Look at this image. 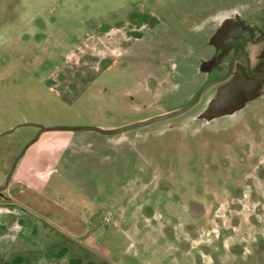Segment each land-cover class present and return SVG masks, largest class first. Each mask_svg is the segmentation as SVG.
Listing matches in <instances>:
<instances>
[{
	"label": "rangeland",
	"instance_id": "374dc122",
	"mask_svg": "<svg viewBox=\"0 0 264 264\" xmlns=\"http://www.w3.org/2000/svg\"><path fill=\"white\" fill-rule=\"evenodd\" d=\"M263 8L264 0H0V185L38 124L112 129L185 106L205 81L198 49L227 19ZM205 96L126 135L43 132L38 140L72 136L54 175L67 194L24 181L16 215L44 208L79 234L89 228L107 264H264V96L242 92L219 111ZM105 211L112 220L103 224ZM8 249L0 244V264ZM47 255L54 264L56 252Z\"/></svg>",
	"mask_w": 264,
	"mask_h": 264
},
{
	"label": "crops",
	"instance_id": "0c3cea01",
	"mask_svg": "<svg viewBox=\"0 0 264 264\" xmlns=\"http://www.w3.org/2000/svg\"><path fill=\"white\" fill-rule=\"evenodd\" d=\"M42 137L31 146V149L29 147L18 161L8 186L10 202L8 204L0 203V212L6 211V215L10 217V221H0V244L6 243L9 248L8 252L4 250L6 254L4 263L1 264H53L47 257L48 252L53 251L56 252L54 264H107L106 258L98 252L99 247L102 249L103 245L101 241L92 236L89 228L84 242L82 239L77 240L76 237L87 230L84 229L79 234L75 231L77 227L74 222L62 218L56 219L53 211L44 208L32 210L29 207L24 210L25 213L34 215L32 219L20 214L16 215L21 207L20 192H24L25 189L18 191L15 186L23 184L24 181L27 182L28 189L35 192L50 190L62 197L67 194L59 193L61 188L65 189V183L58 182V178H61L63 174H58L56 176L58 178L54 175L59 172L58 167L63 162L64 154L69 151L65 143L62 142L71 140L72 136L60 134ZM121 139L118 137L110 139V141L117 142ZM99 150L101 155L99 158H105L107 152L102 153V145H99ZM95 153L97 151L93 152V154ZM96 158V156H91L87 161L94 163L97 161ZM19 162L22 166H19ZM2 182L0 181V183ZM103 224L105 223L103 222ZM183 257L187 259H183L181 262L190 260L188 255ZM198 259L203 261L201 256ZM198 259L194 258L195 262L201 261Z\"/></svg>",
	"mask_w": 264,
	"mask_h": 264
},
{
	"label": "flooded vegetation",
	"instance_id": "af4514ba",
	"mask_svg": "<svg viewBox=\"0 0 264 264\" xmlns=\"http://www.w3.org/2000/svg\"><path fill=\"white\" fill-rule=\"evenodd\" d=\"M227 20L222 28L216 31L213 41L206 43L209 45L208 48L205 44H197L198 48L207 49L205 53H199V48L196 53V57L200 55L204 57L199 67L196 68L197 74L205 78L200 89L211 84L202 91L197 103L187 111L194 108L204 95H206L205 99L209 96V98L212 97V101H215L222 87L233 80L240 83V93L245 92L248 96L252 93L264 96V81L255 82V75L264 72V8L260 13L235 15ZM36 127L40 130V127ZM126 132L128 130L118 134Z\"/></svg>",
	"mask_w": 264,
	"mask_h": 264
},
{
	"label": "water",
	"instance_id": "95a60500",
	"mask_svg": "<svg viewBox=\"0 0 264 264\" xmlns=\"http://www.w3.org/2000/svg\"><path fill=\"white\" fill-rule=\"evenodd\" d=\"M261 81H264V72L255 75V82L256 83H260ZM211 83L203 86L198 94L196 95V97L190 101L188 104H186L185 106L168 112L166 114H162V115H157L154 116L152 118H149L147 120H143V121H137L131 124H127L118 128H112V129H103L97 126H93V125H82V126H52V127H46L43 125H36L38 127H40V130L38 132V134L35 136V138H33L32 140H30L26 146L23 148L22 152L20 153V155L16 158V160L13 163V166L6 178V181L3 185H0V196H3L5 199H8L9 196L4 194V190L9 186L10 181L13 177L14 171L16 169V166L18 164V161L20 160V158L25 154L26 150L34 143L38 140L39 136L48 130H95L98 131L100 133H104V134H118V133H122L125 132L129 129L138 127V126H143V125H148L160 120H164V119H168L177 115L182 114L183 112L187 111L188 109H190L193 105H195L197 103V101L200 98V95L202 93V91ZM240 83L237 80H233L231 83L226 84L225 86L222 87L221 89V93L219 95V97L213 101L212 106L214 107V109L216 111H219L220 109L223 108H227V107H231L233 106V104H237L239 101V96H240ZM211 106V107H212ZM21 125H30V123H24ZM20 125V126H21ZM19 126V125H18ZM18 126H15L14 128H12L11 130L5 132V133H10L13 132Z\"/></svg>",
	"mask_w": 264,
	"mask_h": 264
},
{
	"label": "built area",
	"instance_id": "2783aa9c",
	"mask_svg": "<svg viewBox=\"0 0 264 264\" xmlns=\"http://www.w3.org/2000/svg\"><path fill=\"white\" fill-rule=\"evenodd\" d=\"M111 220H112V215L108 211H105L103 213V222L109 223V222H111Z\"/></svg>",
	"mask_w": 264,
	"mask_h": 264
}]
</instances>
